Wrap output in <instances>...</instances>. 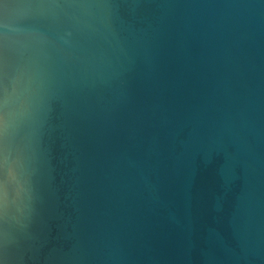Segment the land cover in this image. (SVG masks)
<instances>
[{
    "label": "water",
    "instance_id": "obj_1",
    "mask_svg": "<svg viewBox=\"0 0 264 264\" xmlns=\"http://www.w3.org/2000/svg\"><path fill=\"white\" fill-rule=\"evenodd\" d=\"M0 264H264V0H0Z\"/></svg>",
    "mask_w": 264,
    "mask_h": 264
}]
</instances>
